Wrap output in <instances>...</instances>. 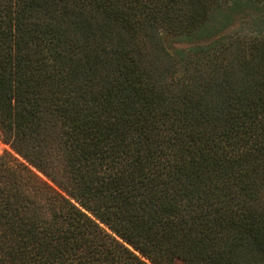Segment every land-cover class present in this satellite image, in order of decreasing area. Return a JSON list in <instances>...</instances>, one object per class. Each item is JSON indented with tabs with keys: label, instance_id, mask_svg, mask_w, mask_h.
Returning <instances> with one entry per match:
<instances>
[{
	"label": "trees",
	"instance_id": "1",
	"mask_svg": "<svg viewBox=\"0 0 264 264\" xmlns=\"http://www.w3.org/2000/svg\"><path fill=\"white\" fill-rule=\"evenodd\" d=\"M0 129V264H264V0H0Z\"/></svg>",
	"mask_w": 264,
	"mask_h": 264
},
{
	"label": "rangeland",
	"instance_id": "2",
	"mask_svg": "<svg viewBox=\"0 0 264 264\" xmlns=\"http://www.w3.org/2000/svg\"><path fill=\"white\" fill-rule=\"evenodd\" d=\"M237 20L239 21L240 18L237 17ZM238 25H239V23H238ZM196 44L204 45L205 43L204 42H199V43H196ZM166 45H167V43H166ZM190 46H191L190 43L183 44V43H179V41L175 42V41L171 40L170 43H168V47H169L168 50L173 53L174 49H188V48H190ZM5 152H10L14 156H16L20 161H24L19 155L15 154L13 152V150L11 149L9 144L5 143V141L3 140V133H2V131L0 129V154H4ZM32 170L35 173H37L43 180L47 181L50 184H53L51 182V180H49L43 173H41L40 171L36 170L34 167H32Z\"/></svg>",
	"mask_w": 264,
	"mask_h": 264
}]
</instances>
